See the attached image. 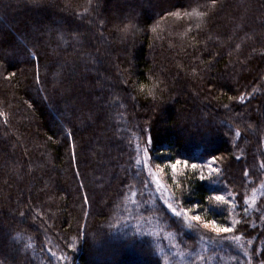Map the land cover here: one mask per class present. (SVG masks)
Masks as SVG:
<instances>
[{
	"label": "trees",
	"instance_id": "1",
	"mask_svg": "<svg viewBox=\"0 0 264 264\" xmlns=\"http://www.w3.org/2000/svg\"><path fill=\"white\" fill-rule=\"evenodd\" d=\"M0 261L264 264V0H0Z\"/></svg>",
	"mask_w": 264,
	"mask_h": 264
},
{
	"label": "snow or ice",
	"instance_id": "2",
	"mask_svg": "<svg viewBox=\"0 0 264 264\" xmlns=\"http://www.w3.org/2000/svg\"><path fill=\"white\" fill-rule=\"evenodd\" d=\"M213 4L216 2V0H212ZM173 15H176V16H179L180 13H173ZM186 15H191V13H187ZM197 15H200V16H203L204 13H197ZM199 26V25H198ZM125 31H127V28L125 29ZM155 31V29H154ZM241 100H243V97L240 98ZM137 163H139V161H137ZM175 167V166H173ZM193 168H197L198 166L193 164L192 165ZM202 179H204L205 177H201ZM215 200L221 204H227V203H230L229 200H227L225 198V196H216L215 197ZM169 207L171 208V205H169ZM173 212H175V209H172ZM177 215H181L180 213H176ZM201 220V217L199 215L197 216H193L191 217L189 220H188V227L190 228H194L196 227L195 224L192 223V221H200ZM236 223L238 222H234L233 225L231 227H228V226H221L219 224H217V222L215 220L211 221L210 223H205L203 226L205 228H211L212 231L216 232L218 235L221 234V233H231L234 231L235 227H236ZM233 239L239 241L240 237H233ZM31 245H29L30 247ZM241 247H243V245H241ZM0 264H3L2 261H0Z\"/></svg>",
	"mask_w": 264,
	"mask_h": 264
},
{
	"label": "rangeland",
	"instance_id": "3",
	"mask_svg": "<svg viewBox=\"0 0 264 264\" xmlns=\"http://www.w3.org/2000/svg\"><path fill=\"white\" fill-rule=\"evenodd\" d=\"M7 29L13 34V35H15L14 33V29H19L16 25L15 26H13V27H10V26H7ZM118 62H119V66L121 67L123 64H122V58L120 57L119 59H118ZM128 64L130 65L131 64V68H127V65H125L122 69L123 70H127V69H130V70H132V63H130V62H128ZM125 67H126V69H125ZM128 71V70H127ZM213 92H215V91H213ZM221 101H224V99H220ZM223 103H225V101L223 102ZM225 107H227V106H225ZM227 109V108H226ZM228 110V109H227ZM226 112V111H225ZM225 112H222V113H225ZM145 114V113H144ZM146 115V116H145ZM145 115H143L142 114V116L145 118V123H150V120L149 119H153V117H152V114H145ZM143 119V118H142ZM254 127H255V125H254ZM258 128V127H257ZM256 131V128H254L253 129V132H255ZM256 199V198H255ZM253 200H254V198H253ZM28 203H29V201H28ZM255 206H257V202H256V204H255ZM134 230H137V227H134ZM157 233V232H156ZM102 235V234H101ZM212 258V257H211ZM183 259V258H182ZM186 261V260H185ZM181 262H183V260L181 261ZM262 263V262H261ZM181 264H183V263H181Z\"/></svg>",
	"mask_w": 264,
	"mask_h": 264
}]
</instances>
